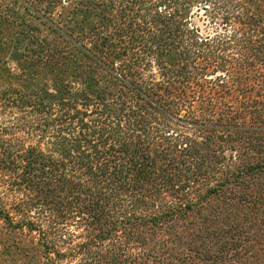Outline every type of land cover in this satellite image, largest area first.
<instances>
[{
    "label": "trees",
    "instance_id": "1",
    "mask_svg": "<svg viewBox=\"0 0 264 264\" xmlns=\"http://www.w3.org/2000/svg\"><path fill=\"white\" fill-rule=\"evenodd\" d=\"M0 221L38 264H264V0H0Z\"/></svg>",
    "mask_w": 264,
    "mask_h": 264
},
{
    "label": "rangeland",
    "instance_id": "2",
    "mask_svg": "<svg viewBox=\"0 0 264 264\" xmlns=\"http://www.w3.org/2000/svg\"><path fill=\"white\" fill-rule=\"evenodd\" d=\"M36 238L35 234L12 230L0 221V264H38Z\"/></svg>",
    "mask_w": 264,
    "mask_h": 264
}]
</instances>
